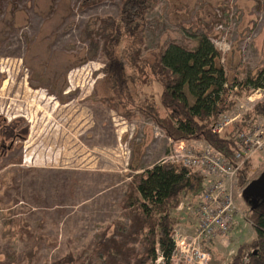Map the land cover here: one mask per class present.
Masks as SVG:
<instances>
[{"label":"rangeland","instance_id":"rangeland-1","mask_svg":"<svg viewBox=\"0 0 264 264\" xmlns=\"http://www.w3.org/2000/svg\"><path fill=\"white\" fill-rule=\"evenodd\" d=\"M120 4L0 0V264H28L34 243L21 234L23 225L44 238L34 264L70 253L87 264L96 237L128 223L122 204L132 177L174 148L155 122L139 112L129 118L114 104L102 35ZM147 22L145 57L170 43L192 49L207 36L230 81L264 71V0H160ZM129 86L142 99L162 92L156 83ZM233 100L226 117L238 118L235 125L264 102V91ZM251 166L245 188L264 171L260 155ZM200 199L189 193L185 201L195 206ZM250 200L241 201L247 217ZM245 224L237 215L241 244L255 237Z\"/></svg>","mask_w":264,"mask_h":264},{"label":"trees","instance_id":"trees-1","mask_svg":"<svg viewBox=\"0 0 264 264\" xmlns=\"http://www.w3.org/2000/svg\"><path fill=\"white\" fill-rule=\"evenodd\" d=\"M120 1L117 18L103 21L106 27L102 35L105 74L111 81L114 104L129 118L135 112L146 116L173 143L189 146L194 141L205 142L234 162L238 132L248 130L249 122L264 116V102L221 133L215 131V126L236 105L234 97L243 99L247 93L264 89V71L242 82L237 78L230 81L220 52L207 36L198 37L192 49L170 43L145 57L147 16L160 0ZM152 83L162 88L158 99H142L129 86L150 87ZM251 165L253 160L239 174L242 187L249 178ZM132 178L122 204L123 211L128 212V223L116 222L111 233L108 228L98 235L93 242V258L87 264H158L159 259L170 264L175 250L173 232L181 226L179 212L186 207L183 202L189 193L201 195V202L208 184L201 170L163 162L143 173L137 172ZM181 205L183 210L178 212ZM248 220L256 238L242 244L229 264H264V207L251 210ZM20 232L34 243L25 254L28 264H34V248L41 250L44 238L36 236L26 225L20 227ZM10 250L17 258L14 248ZM82 263L70 253L54 264Z\"/></svg>","mask_w":264,"mask_h":264},{"label":"built area","instance_id":"built-area-1","mask_svg":"<svg viewBox=\"0 0 264 264\" xmlns=\"http://www.w3.org/2000/svg\"><path fill=\"white\" fill-rule=\"evenodd\" d=\"M248 100L252 102V97ZM237 120L225 116L215 126V131L221 133ZM249 125L248 130L238 132L237 148L233 152L234 162L205 142H201L206 145L204 147L195 145L199 141L189 146L185 143H172L174 148L163 163L201 170L208 184L195 211L198 220L196 229L192 234L179 229L173 232L175 250L170 264H209L211 257L208 245L230 234L235 215L241 210L245 190V187L239 185V174L256 155H260L264 166V116L253 123L249 122ZM178 210H183V206ZM158 264H163V260L159 259Z\"/></svg>","mask_w":264,"mask_h":264},{"label":"crops","instance_id":"crops-1","mask_svg":"<svg viewBox=\"0 0 264 264\" xmlns=\"http://www.w3.org/2000/svg\"><path fill=\"white\" fill-rule=\"evenodd\" d=\"M197 205L194 206L193 204H189L185 201L183 205L184 207L186 206L184 211L179 212V210H177L179 213H182L181 215L182 222H181V226H179L180 230L185 231V232L187 231L193 232L196 229L198 220L196 216L194 215L195 213L192 212L191 209L194 211ZM243 205L244 204L242 202L240 204L241 210H242ZM187 208H189L188 210L190 211H188ZM241 210L237 215L244 216V218L248 221V224H249V225L245 224L243 228L246 229V226L247 227L250 226L251 228H253L250 221L248 220L247 213ZM237 215H235V218ZM234 225H235V220H234ZM234 225L232 227L230 234L227 237H219L218 239H216L215 241L211 242L208 245V251L211 257L210 264H229L232 258L234 257V255L236 254L238 248L242 245L240 240L234 234ZM255 238H256V234L253 240ZM245 243H249V242H245Z\"/></svg>","mask_w":264,"mask_h":264},{"label":"water","instance_id":"water-1","mask_svg":"<svg viewBox=\"0 0 264 264\" xmlns=\"http://www.w3.org/2000/svg\"><path fill=\"white\" fill-rule=\"evenodd\" d=\"M244 195L251 198L250 205L252 206V210L264 205V171L257 179L248 184L244 190ZM257 200H260V203H256Z\"/></svg>","mask_w":264,"mask_h":264},{"label":"flooded vegetation","instance_id":"flooded-vegetation-1","mask_svg":"<svg viewBox=\"0 0 264 264\" xmlns=\"http://www.w3.org/2000/svg\"><path fill=\"white\" fill-rule=\"evenodd\" d=\"M256 203H260V200H257V202H256ZM256 203H255V204H256ZM261 206H262V205H261Z\"/></svg>","mask_w":264,"mask_h":264}]
</instances>
